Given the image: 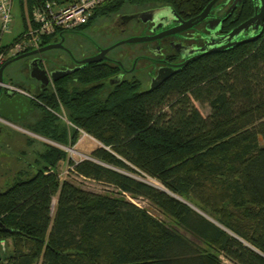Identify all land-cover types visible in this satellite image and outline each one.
Wrapping results in <instances>:
<instances>
[{"label": "trees", "instance_id": "1", "mask_svg": "<svg viewBox=\"0 0 264 264\" xmlns=\"http://www.w3.org/2000/svg\"><path fill=\"white\" fill-rule=\"evenodd\" d=\"M43 1L19 0L22 31ZM210 1L106 0L68 32L82 33L125 4H156L185 17ZM242 4L239 22L253 14V0ZM112 73L88 63L35 95L45 115L25 128L66 146L82 130L99 145L74 162L46 144L34 172L0 190V264H224L220 256L264 264V23L256 40L203 54L149 90L128 79L104 95ZM60 106L70 129L49 110ZM63 160L69 172L111 190L61 178L54 168ZM139 197L169 220L131 200Z\"/></svg>", "mask_w": 264, "mask_h": 264}, {"label": "flooded vegetation", "instance_id": "2", "mask_svg": "<svg viewBox=\"0 0 264 264\" xmlns=\"http://www.w3.org/2000/svg\"><path fill=\"white\" fill-rule=\"evenodd\" d=\"M242 2L243 0H218L210 10L211 19L206 17L193 27L179 30L173 34L164 33L171 28L177 27L180 24V19L187 20L193 16L184 17L176 12L174 14L165 6L156 4H129V6H124L115 13L106 14L94 20L82 33L57 36L54 42H61L64 46L63 49H58L62 53L57 58L61 62L66 61V64L59 67H48L46 66V61H43L41 67L49 74L56 68L83 67L82 63L76 61L100 56L101 59L99 61L91 63L105 64L111 67L113 73L104 81L108 88L129 79L138 84L141 91L149 90L158 87L162 82L169 79L182 66L201 57L202 55L197 56L200 53V48L208 44L209 41L215 40V37L227 33L223 27L224 23L229 22L232 24L229 31L242 23L243 21L239 22L238 20L241 14ZM254 14L255 7L253 4L252 15ZM262 23H264V18ZM254 29L255 32H252V28H248L241 34L239 39H242L244 34L258 33L261 27L258 25ZM158 34H161V36L154 40L114 45L132 36H154ZM36 56L41 57L42 55L38 54L27 58L31 59ZM184 61H187V63L176 66ZM167 68L177 69V71L171 73L159 84L152 86V81L156 78L158 71L165 73L168 72ZM14 72L22 76L29 75L28 64ZM110 78H113L112 84L110 83ZM30 81L27 83V90L31 94V110L24 115L23 113L26 109H24L25 111L17 112L16 116L18 117L15 120L3 117L13 125L0 121V131H13L19 126L23 127L27 122V117L36 108L38 101L35 95L40 90L46 89L53 84V81H51L48 86L44 87L35 79ZM153 82H156V80ZM2 92H6L11 96L17 94H10L5 90H2Z\"/></svg>", "mask_w": 264, "mask_h": 264}, {"label": "rangeland", "instance_id": "3", "mask_svg": "<svg viewBox=\"0 0 264 264\" xmlns=\"http://www.w3.org/2000/svg\"><path fill=\"white\" fill-rule=\"evenodd\" d=\"M125 6L129 5L125 4ZM12 16L13 18L9 31L0 35L1 45L11 43L13 39L17 37L23 29L19 8V0H13ZM66 34L71 35L72 33L66 32ZM60 53L62 52L58 49H50L42 52L41 58L43 59V61H46V66L48 67L64 66L66 64V61L61 62L57 58V55H59ZM28 61L29 59L26 57L10 63L3 71L4 81L28 83L31 80L29 75L22 76L14 72L17 69H21L23 66L27 65ZM107 92H109V88L108 86L104 85L103 94L105 95ZM194 104L204 116L208 114L209 108L207 106L200 105L198 102H194ZM165 109H167V107H165ZM56 112L59 113V115L55 114L59 122H61L66 129H70L72 124L68 120L67 113L64 107L60 106L59 110H57ZM44 115L45 112H41L36 107L33 113L27 117V122L24 125L34 126L41 120ZM39 136L41 135H37L36 133L29 131L27 128H25V126H19L17 130L15 129L13 131H0V190L5 189L18 178H24L34 172L37 167V159L39 153L45 149L46 144L52 145L53 142L49 138L45 137L46 140H43V136L40 138ZM78 139H80V141L77 140V142L73 146L63 145L64 147L62 149L67 150L69 159L81 160L85 158V156H88L91 150L94 149L97 145H99V142H97L94 138L88 136L82 131H80ZM66 163L67 162H59L54 168V170H56V172L60 174L61 178L68 179L79 187H82L83 189L92 192L103 193L105 191L111 190V187L107 186L106 184L90 179L81 178L79 176L74 175L71 171L66 172ZM20 170L26 173L20 175ZM147 180L159 186V183L155 180H152L150 178H147ZM131 200H133L138 205L148 209V211H150L153 215L157 216L161 220H169L154 206H152L148 202V200L140 197L131 198ZM220 258L224 264H234L223 256H220Z\"/></svg>", "mask_w": 264, "mask_h": 264}, {"label": "water", "instance_id": "4", "mask_svg": "<svg viewBox=\"0 0 264 264\" xmlns=\"http://www.w3.org/2000/svg\"><path fill=\"white\" fill-rule=\"evenodd\" d=\"M217 1L218 0H211L205 6V8L196 16H193L187 20L180 19L179 20L180 24L177 27L167 30V32H165L164 34H173L179 30L191 28L195 24L204 20L206 17L211 19L212 15H210V10H211L212 6ZM253 4L255 7V14L254 15H252L251 17H249L248 19H246L245 21L240 23L238 26L232 28L230 31H228L224 35L215 37V40L209 41L208 44H206L205 46H203L202 48L199 49L200 53L197 56H201L203 54H208V53L220 51L223 49H228L232 46H235V45L243 43V42L256 40L261 35L262 30H263L262 20L264 18V0H253ZM166 8L171 10L172 12H174L171 8H169V7H166ZM258 9H259V11H257ZM174 14H176V13L174 12ZM258 25H260V27H261V30L258 33L250 34V35L244 34L243 38L239 39L241 34L250 27L252 28V32H255L254 28H257ZM160 36H161V34L154 35V36H132V37H129L125 40L119 41L114 45H118L121 43L145 42V41L157 39ZM63 48H64V46L61 42L48 43V44L42 45L38 48L29 50L26 52H22L16 56L6 60L0 66V83L3 82V71H4V69L13 61H16V60H19L22 58H26V57H30V56H35L38 54H42V52L50 50V49H63ZM100 59H101L100 56H94V57L84 58V59H82L80 61H76V62H80L84 66L88 63L99 61ZM42 62H43V59L41 57L36 56V57L29 59L27 64H28L29 77L39 81L41 86H44V87L48 86V84L51 81H57L60 78L67 76V75L73 73L74 71H76L77 69L82 67V66H78V67L65 68V69L56 68L48 74L47 71L41 67ZM186 63H187V61H184L183 63L177 64L176 66H181L182 64H186ZM166 70H168V72H165V73H163L160 70L158 71L156 78L153 80V81L156 80V82L152 81V84H151L152 86L159 84L161 81L166 79L171 73L177 71V69L174 70L172 68H167ZM112 79L113 78H110L111 84L113 83ZM8 93L13 94L12 92H8ZM24 109H26V111ZM30 110H31L30 98L28 96H25V95H22L19 93H17L14 96L8 95L6 92H2V87L0 85V115L1 116L9 117V118L15 120L18 117V116H16L17 112L25 111L23 113V115H24L26 112H28ZM3 244H4V242L1 241V245H3Z\"/></svg>", "mask_w": 264, "mask_h": 264}, {"label": "built area", "instance_id": "5", "mask_svg": "<svg viewBox=\"0 0 264 264\" xmlns=\"http://www.w3.org/2000/svg\"><path fill=\"white\" fill-rule=\"evenodd\" d=\"M105 1L106 0H45L39 5L33 6L30 18H28L27 21V28L21 32L17 40L9 43L6 49L0 50V66L8 58L40 47L45 37L52 35L57 36L85 24L93 14V11ZM12 4L13 0H0V35L9 31L11 26L13 18ZM0 85L2 90L7 92L19 93L29 98L31 96L28 90L8 81L3 80ZM49 110L59 115V113L53 109L49 108ZM0 121L13 125L6 120V118H3V116H0ZM40 137L42 136H39V138ZM42 138L46 140L45 137ZM78 141H80V139H78ZM52 145L61 149L64 147L63 144L55 141L52 142ZM85 158H88V156H85ZM71 160L74 162L78 161ZM68 169H72V166L66 165L65 171L67 172Z\"/></svg>", "mask_w": 264, "mask_h": 264}]
</instances>
